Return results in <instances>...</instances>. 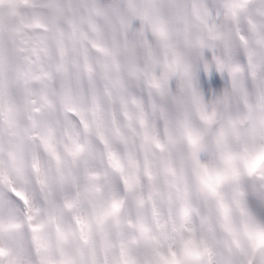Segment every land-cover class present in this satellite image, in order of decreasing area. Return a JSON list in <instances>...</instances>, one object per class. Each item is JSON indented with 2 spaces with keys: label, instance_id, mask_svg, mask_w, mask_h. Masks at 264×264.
<instances>
[{
  "label": "clouds",
  "instance_id": "clouds-1",
  "mask_svg": "<svg viewBox=\"0 0 264 264\" xmlns=\"http://www.w3.org/2000/svg\"><path fill=\"white\" fill-rule=\"evenodd\" d=\"M0 264H264V0H0Z\"/></svg>",
  "mask_w": 264,
  "mask_h": 264
}]
</instances>
